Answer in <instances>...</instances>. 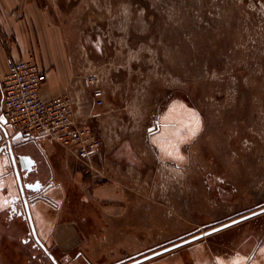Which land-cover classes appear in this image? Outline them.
Here are the masks:
<instances>
[{"label":"rangeland","instance_id":"1","mask_svg":"<svg viewBox=\"0 0 264 264\" xmlns=\"http://www.w3.org/2000/svg\"><path fill=\"white\" fill-rule=\"evenodd\" d=\"M9 2L4 13L0 2L3 23L28 15L58 29L92 95L104 89L100 123L74 113L100 140L97 152L79 159L46 146L54 198L81 214L63 215L55 233L68 228L76 248L94 247V264L120 263L264 207V0ZM157 121L176 122L174 137L154 134ZM129 143L138 170L124 162ZM114 183L119 199L96 200L97 185ZM245 237L264 245V212L199 242L227 251Z\"/></svg>","mask_w":264,"mask_h":264},{"label":"flooded vegetation","instance_id":"2","mask_svg":"<svg viewBox=\"0 0 264 264\" xmlns=\"http://www.w3.org/2000/svg\"><path fill=\"white\" fill-rule=\"evenodd\" d=\"M2 96L0 74V116ZM182 111L186 113V110ZM190 113L191 115L187 116V126L196 122V113L193 109ZM180 114L181 110L177 109L170 113L168 118L172 119ZM172 122L166 126L164 122L157 121L153 133L172 137L177 129V123ZM4 127L10 136L11 129L7 122ZM185 130L186 128H180L179 132L183 133ZM3 135L4 131L0 127V148L3 144L10 145L15 161L11 159L9 148L0 149V264H94L95 260L89 258L86 249L75 246L70 250H62L56 247V244L52 246L56 225L61 223L59 220H62L63 215L68 212L71 216L80 217L81 214L77 211V207H68V205L63 207L62 203L54 198L53 192L58 187L54 180L55 172L40 150L37 149V156L32 155L31 150L35 143L33 138L28 135L12 138V135L9 138L10 142L4 143ZM158 150L157 147V154L161 153ZM18 154L32 157L31 169L21 168ZM40 206H43V211ZM51 209L54 212H51ZM199 240L201 238L137 264H212V257L217 264L221 263L219 257L225 256L226 251H214L211 246H207L208 243L204 244ZM187 244L191 247L184 248ZM139 257L140 255L136 254L129 256L130 259L119 261L120 263L107 264H126Z\"/></svg>","mask_w":264,"mask_h":264},{"label":"crops","instance_id":"3","mask_svg":"<svg viewBox=\"0 0 264 264\" xmlns=\"http://www.w3.org/2000/svg\"><path fill=\"white\" fill-rule=\"evenodd\" d=\"M0 2H3L5 5L0 4V7L4 6L1 7L3 13L4 10H6L7 7L9 8L13 3L10 1L12 2L10 4L9 0H1ZM4 16L2 17V15H0L1 33L3 34L2 38H0V74L4 73L6 63L9 59H22L27 58L29 54H34L39 66L46 74L45 82L41 87L42 96L44 98H51L67 92L73 98L74 113L78 119L90 117L91 122L95 124L100 123V121L103 120V118H101L102 105L96 104L97 99L92 95L89 85L86 84L85 79L79 72L81 68L78 60L75 59L71 51H69L70 48L64 42L58 29L53 27L46 29L41 24L42 21H40V19H37L34 16L31 19L28 15L21 16L18 21L15 20V24L12 21V25L9 26L3 23ZM10 33L13 34L11 41L5 38ZM32 138L35 142L34 148L31 150L32 155L37 156V149L40 150L51 165V153L49 154L47 152L46 146H53V143L57 142L46 137ZM128 148L129 154L132 155L133 144L129 143ZM137 158L138 156L134 155L133 157L132 155L131 157L123 159L128 168L131 170H138L137 164L139 160H137ZM115 185V183L112 185L104 184V186L97 185L93 190V193L96 194L94 196L96 200H99L100 202L104 199L110 201L119 199L116 194ZM120 192L121 190L117 193ZM89 193L91 192L89 191ZM39 208L43 211V206H40ZM104 208L107 209L106 207ZM66 214H68V212ZM62 222H65L66 225L68 221L61 220V223ZM92 234L93 233L90 235ZM97 234H95V237L98 236ZM54 237L56 240L59 239L64 242L63 247L60 245L62 250H70L77 245V243L74 242L75 239L73 233L68 228L66 230L61 228L54 234ZM243 241L244 243L241 241L234 242L235 244L233 247L227 249L226 255L219 257V260L222 261H220L221 263L218 262V264H264V252L260 251V248H264V245H258L259 247H255L256 245L253 243L255 239H250L249 237H245ZM245 242H249V244L246 245ZM252 245L255 248L252 247ZM87 253L90 259H94L96 249L91 245H88ZM211 261H213L212 264H217L213 257Z\"/></svg>","mask_w":264,"mask_h":264},{"label":"built area","instance_id":"4","mask_svg":"<svg viewBox=\"0 0 264 264\" xmlns=\"http://www.w3.org/2000/svg\"><path fill=\"white\" fill-rule=\"evenodd\" d=\"M46 74L34 54L27 58L9 59L1 74L2 115L11 129L10 136L21 133L32 137H46L66 147L79 159L89 158L100 147V140L91 132L84 120L74 116V101L65 92L44 98L41 87ZM96 82V76L89 77ZM93 95L100 98L103 91L97 85ZM96 103L101 104V99Z\"/></svg>","mask_w":264,"mask_h":264},{"label":"water","instance_id":"5","mask_svg":"<svg viewBox=\"0 0 264 264\" xmlns=\"http://www.w3.org/2000/svg\"><path fill=\"white\" fill-rule=\"evenodd\" d=\"M5 123H6V119H5V117L3 115H1L0 116V127L4 131V135L3 136L4 137H8L9 134L6 132L5 127H4ZM21 136H23V134L16 133V134H14L12 136V138H18V137H21ZM8 142H10V139H7V143ZM8 148H9V154L11 156V159L13 161H15V156H14V154L12 152V149H11V146L10 145L8 146L6 144H3L0 149L6 150ZM4 153H5V151H3V154ZM17 157H18V160H19V162L21 164V168L22 169H25V168L31 169L32 164H33V159H32V157L30 155H27V154H18ZM263 212H264V207L259 208V209L255 210V211L249 212L247 214H244L242 216H239L237 218H234L232 220H229L227 222H224V223H222L220 225H217L215 227H212V228H210V229H208V230H206L204 232H200L198 234H195V235H193V236H191V237H189L187 239L181 240V241L176 242V243H174L172 245H169L167 247H164L162 249H159V250H157L155 252H152V253H150L148 255H145V256L140 257V258L135 259V260H132V261L126 263V264H137V263L142 262V261H144V260H146L148 258L154 257V256L159 255V254H162V253H165V252H167V251H169L171 249H174V248L179 247V246H181L183 244H186L188 242L194 241L196 239L202 238L204 236H207V235H210V234L215 233L217 231H220L222 229H225V228H227L229 226H232V225H234V224H236L238 222H241V221H243L245 219H248L250 217H253V216L258 215V214L263 213Z\"/></svg>","mask_w":264,"mask_h":264},{"label":"bare ground","instance_id":"6","mask_svg":"<svg viewBox=\"0 0 264 264\" xmlns=\"http://www.w3.org/2000/svg\"><path fill=\"white\" fill-rule=\"evenodd\" d=\"M205 239V238H204Z\"/></svg>","mask_w":264,"mask_h":264}]
</instances>
